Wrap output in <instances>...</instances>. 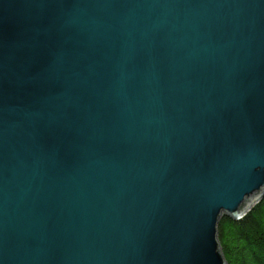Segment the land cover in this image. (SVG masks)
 <instances>
[{"label": "water", "instance_id": "1", "mask_svg": "<svg viewBox=\"0 0 264 264\" xmlns=\"http://www.w3.org/2000/svg\"><path fill=\"white\" fill-rule=\"evenodd\" d=\"M263 197L264 0H0V264H227Z\"/></svg>", "mask_w": 264, "mask_h": 264}, {"label": "trees", "instance_id": "2", "mask_svg": "<svg viewBox=\"0 0 264 264\" xmlns=\"http://www.w3.org/2000/svg\"><path fill=\"white\" fill-rule=\"evenodd\" d=\"M217 230L227 264H264V197L240 219L223 215Z\"/></svg>", "mask_w": 264, "mask_h": 264}, {"label": "rangeland", "instance_id": "3", "mask_svg": "<svg viewBox=\"0 0 264 264\" xmlns=\"http://www.w3.org/2000/svg\"><path fill=\"white\" fill-rule=\"evenodd\" d=\"M257 200H258V199H257ZM255 202H256V201H255ZM255 202H254V203H255ZM251 204H253V202H252ZM255 204H256V203H255ZM255 204H254V205H255Z\"/></svg>", "mask_w": 264, "mask_h": 264}]
</instances>
